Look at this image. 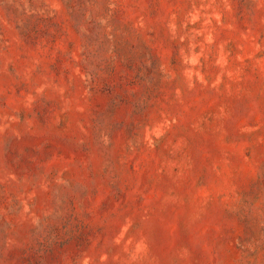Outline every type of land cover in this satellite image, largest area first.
<instances>
[{
    "label": "rangeland",
    "instance_id": "374dc122",
    "mask_svg": "<svg viewBox=\"0 0 264 264\" xmlns=\"http://www.w3.org/2000/svg\"><path fill=\"white\" fill-rule=\"evenodd\" d=\"M0 264H264V0H0Z\"/></svg>",
    "mask_w": 264,
    "mask_h": 264
}]
</instances>
